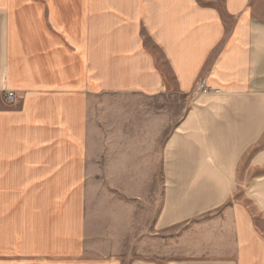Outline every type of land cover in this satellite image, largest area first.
Listing matches in <instances>:
<instances>
[{"label":"crops","instance_id":"crops-1","mask_svg":"<svg viewBox=\"0 0 264 264\" xmlns=\"http://www.w3.org/2000/svg\"><path fill=\"white\" fill-rule=\"evenodd\" d=\"M252 12L251 0H0V264H264ZM151 99L173 101L152 141ZM101 143H163L162 170L145 151L117 171L110 146L109 178L140 183L91 195Z\"/></svg>","mask_w":264,"mask_h":264},{"label":"rangeland","instance_id":"rangeland-1","mask_svg":"<svg viewBox=\"0 0 264 264\" xmlns=\"http://www.w3.org/2000/svg\"><path fill=\"white\" fill-rule=\"evenodd\" d=\"M251 6H252V13L255 17H257V14L259 17L264 18V0H251ZM129 102V100H119V103H126ZM171 102V103H170ZM173 101H163L159 99H151L149 101V107H150V118H151V141L154 140L158 135V117H160V114L163 113V109L170 108L172 111ZM187 107V102L182 99V109L183 112L185 108ZM152 119H154V123L152 126ZM134 134H141L140 132H134ZM168 134V131L164 133V136ZM93 144V143H92ZM102 144V151H103V160H102V178L97 180H91L89 181V189H91V195L93 194V189H103L106 190L107 188L111 189L113 194L118 195L119 197L126 198L124 194L126 193L127 188H136V183H140V180H130L126 181L125 179H110V159L111 155H109V152H111V149L114 150V159L118 161V166L114 164V167L117 168V171L123 170L125 171V167L127 166V161L134 163H139L141 161L142 153H144V158L148 156L145 151H148L149 153V167L150 171H161V158H160V151L162 149L163 143H101ZM144 151V152H143ZM117 152V155H116ZM119 167V168H118ZM157 183V181H156ZM155 186V185H154ZM157 186V185H156ZM155 186V187H156ZM241 197V193L238 195H235V199ZM95 200L99 199V194L94 195ZM93 198H91L92 200Z\"/></svg>","mask_w":264,"mask_h":264},{"label":"built area","instance_id":"built-area-1","mask_svg":"<svg viewBox=\"0 0 264 264\" xmlns=\"http://www.w3.org/2000/svg\"><path fill=\"white\" fill-rule=\"evenodd\" d=\"M200 88L202 89L203 92H206L208 89L204 86L201 85ZM5 97L8 102H13L14 101V92L13 91H6Z\"/></svg>","mask_w":264,"mask_h":264}]
</instances>
